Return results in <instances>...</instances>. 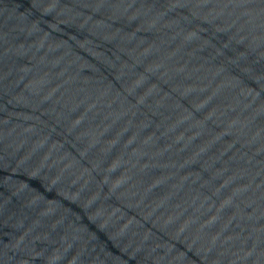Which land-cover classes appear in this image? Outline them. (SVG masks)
Wrapping results in <instances>:
<instances>
[{
	"label": "water",
	"instance_id": "1",
	"mask_svg": "<svg viewBox=\"0 0 264 264\" xmlns=\"http://www.w3.org/2000/svg\"><path fill=\"white\" fill-rule=\"evenodd\" d=\"M0 264H264V0H0Z\"/></svg>",
	"mask_w": 264,
	"mask_h": 264
}]
</instances>
